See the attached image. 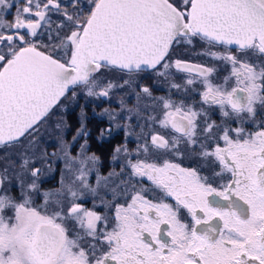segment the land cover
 <instances>
[{
	"label": "flooded vegetation",
	"instance_id": "1",
	"mask_svg": "<svg viewBox=\"0 0 264 264\" xmlns=\"http://www.w3.org/2000/svg\"><path fill=\"white\" fill-rule=\"evenodd\" d=\"M115 1L126 0H0V93L5 85L14 88L25 65L48 72L55 88L67 83L32 126L0 130V237L13 232L1 258L8 264H264V33L213 30L203 18L207 0H139L153 6L168 40L155 65L132 66L87 52L101 14ZM246 1L264 12V0ZM178 48L183 59L174 67L182 81L168 82L166 104L152 107L159 111L155 120L85 139L101 161L102 184H82L77 169L67 174L59 163L47 176L34 169L38 184L29 192L25 184L6 185L10 175L28 183L29 144L44 142L32 134L42 133L72 91L109 72L147 77ZM210 55L217 74L206 72ZM184 63L204 70L183 71ZM27 75L18 73L16 84ZM213 75L219 89L210 97L189 91V78Z\"/></svg>",
	"mask_w": 264,
	"mask_h": 264
},
{
	"label": "rangeland",
	"instance_id": "2",
	"mask_svg": "<svg viewBox=\"0 0 264 264\" xmlns=\"http://www.w3.org/2000/svg\"><path fill=\"white\" fill-rule=\"evenodd\" d=\"M189 51L191 52V49ZM209 58L211 65H205L206 72L207 74H217L218 69L214 55H210ZM178 59H183L182 48L174 49L171 57L163 63L157 72L147 77L114 76L109 72L99 75L93 81L72 91L62 101L60 110L47 119L48 123L40 130L42 133L35 130L32 134L43 137L44 142L29 144V160L27 165L23 166L29 170L27 172L29 176L24 177L28 183L18 181L23 178L22 175L20 177L10 175L6 185L25 184L24 193L29 192L38 184L37 180L32 177L34 169L44 170L47 176V173L52 172L53 174V170L59 163L63 164L67 174L70 173V170L77 169L79 182L82 184H102L101 161L94 155H90V147L85 139L114 136L123 129L128 133L135 121L143 119L150 122L155 120L156 113L159 111L152 107L158 103L166 104L168 82L173 81L177 84L182 81L181 77L175 73L174 65L177 64ZM217 78V75L206 76L199 81L189 78V88L195 93L205 90V98H208L216 89H219L215 85ZM257 82L260 81H254V84ZM173 88H177V86L174 85ZM102 94H106V100L101 99ZM75 104L76 106H74ZM141 106H145V109L140 108ZM99 123H102L101 128L96 131V125ZM77 143L78 149L75 151ZM17 161L14 160V163ZM162 173L164 174V171ZM12 234V231L2 234L0 250L8 246ZM0 264H8V261L0 256Z\"/></svg>",
	"mask_w": 264,
	"mask_h": 264
},
{
	"label": "water",
	"instance_id": "3",
	"mask_svg": "<svg viewBox=\"0 0 264 264\" xmlns=\"http://www.w3.org/2000/svg\"><path fill=\"white\" fill-rule=\"evenodd\" d=\"M203 18L213 30L219 27L236 33L248 28L253 33H264V12L246 0H207ZM167 40L162 20L152 5L139 0L115 1L101 14L87 52L96 51L132 66L151 67L164 53ZM84 64L88 65L87 58ZM180 67L194 74L204 70L189 63ZM18 73L28 74L20 85L16 84L22 81ZM12 81L14 88L5 85L0 93V130L14 133L36 123L67 87L64 82L55 88L48 72L32 65L19 69Z\"/></svg>",
	"mask_w": 264,
	"mask_h": 264
},
{
	"label": "trees",
	"instance_id": "4",
	"mask_svg": "<svg viewBox=\"0 0 264 264\" xmlns=\"http://www.w3.org/2000/svg\"><path fill=\"white\" fill-rule=\"evenodd\" d=\"M206 65H211V64L210 63H207ZM175 73H176V70H175ZM189 91L192 93V90H190V88H189ZM71 120H72V117H71ZM101 125H102V123H99L98 125H96L97 127L95 126L96 127V131H98L101 128Z\"/></svg>",
	"mask_w": 264,
	"mask_h": 264
}]
</instances>
